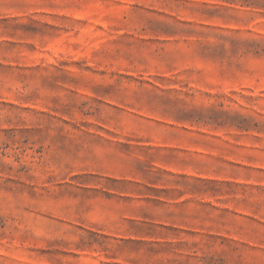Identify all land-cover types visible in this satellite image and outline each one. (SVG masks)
<instances>
[{
    "label": "rangeland",
    "instance_id": "1",
    "mask_svg": "<svg viewBox=\"0 0 264 264\" xmlns=\"http://www.w3.org/2000/svg\"><path fill=\"white\" fill-rule=\"evenodd\" d=\"M0 264H264V0H0Z\"/></svg>",
    "mask_w": 264,
    "mask_h": 264
}]
</instances>
